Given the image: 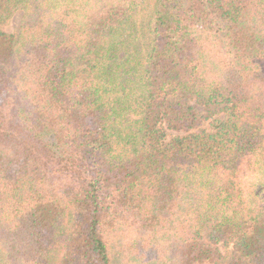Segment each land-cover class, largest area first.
<instances>
[{
	"label": "trees",
	"instance_id": "16d2710c",
	"mask_svg": "<svg viewBox=\"0 0 264 264\" xmlns=\"http://www.w3.org/2000/svg\"><path fill=\"white\" fill-rule=\"evenodd\" d=\"M0 264H264V0H0Z\"/></svg>",
	"mask_w": 264,
	"mask_h": 264
},
{
	"label": "rangeland",
	"instance_id": "374dc122",
	"mask_svg": "<svg viewBox=\"0 0 264 264\" xmlns=\"http://www.w3.org/2000/svg\"><path fill=\"white\" fill-rule=\"evenodd\" d=\"M22 17V11H18L13 18L11 19L10 23L4 27V31L7 33H15L19 29L20 22Z\"/></svg>",
	"mask_w": 264,
	"mask_h": 264
}]
</instances>
